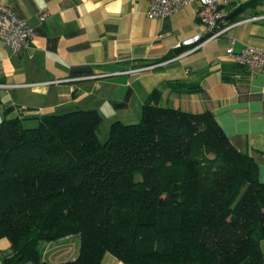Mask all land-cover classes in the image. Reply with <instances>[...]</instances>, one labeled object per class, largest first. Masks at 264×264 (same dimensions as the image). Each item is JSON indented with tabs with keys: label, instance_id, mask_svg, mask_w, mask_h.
Returning a JSON list of instances; mask_svg holds the SVG:
<instances>
[{
	"label": "trees",
	"instance_id": "1",
	"mask_svg": "<svg viewBox=\"0 0 264 264\" xmlns=\"http://www.w3.org/2000/svg\"><path fill=\"white\" fill-rule=\"evenodd\" d=\"M222 67L227 79L243 66ZM160 94L146 96L138 121L111 122L104 141L96 109L41 114L31 127L0 121V238L10 243L1 264H99L106 251L125 264H264L256 161L212 111L161 105ZM68 235L79 236L76 257L43 258V242Z\"/></svg>",
	"mask_w": 264,
	"mask_h": 264
},
{
	"label": "crops",
	"instance_id": "2",
	"mask_svg": "<svg viewBox=\"0 0 264 264\" xmlns=\"http://www.w3.org/2000/svg\"><path fill=\"white\" fill-rule=\"evenodd\" d=\"M246 1L224 6L232 24L225 34L176 47L204 29L196 1L153 17L149 0H0L33 30L30 46L20 53L0 40V82L6 84L0 88V121L21 116L36 124L41 114L96 109L109 128L114 120L138 121L144 99L159 88L161 105L212 111L231 144L256 161L264 182V73L237 67L225 69L227 79L222 74V65L232 63L225 55L228 37L237 51L264 47V19H249L264 13V0L237 8ZM43 8L50 13L40 21ZM176 78L201 89L176 92L165 85ZM9 245L0 238V252ZM78 249L75 235L42 243L43 258L51 262L73 259ZM99 264L125 263L106 251Z\"/></svg>",
	"mask_w": 264,
	"mask_h": 264
},
{
	"label": "built area",
	"instance_id": "3",
	"mask_svg": "<svg viewBox=\"0 0 264 264\" xmlns=\"http://www.w3.org/2000/svg\"><path fill=\"white\" fill-rule=\"evenodd\" d=\"M196 1L198 7L196 15L204 29L191 37L185 38L175 45H191L216 38L225 34L232 24L226 23L224 6L228 0H149L147 14L153 17H163L177 12L184 5ZM43 8L39 13V20L43 21L49 14ZM250 20L264 19V13L252 16ZM33 38V30L26 21L17 16L6 3L0 2V40L5 42L12 52L20 53L27 49ZM234 38L228 37L226 57L234 63L242 65L248 73L260 71L264 73V47L244 45L240 50L233 47ZM6 84L0 82V88ZM264 90V83H262Z\"/></svg>",
	"mask_w": 264,
	"mask_h": 264
},
{
	"label": "rangeland",
	"instance_id": "4",
	"mask_svg": "<svg viewBox=\"0 0 264 264\" xmlns=\"http://www.w3.org/2000/svg\"><path fill=\"white\" fill-rule=\"evenodd\" d=\"M105 122H106V120H103V122L100 124L99 130H98V136H99V139L101 141H104L106 139L107 135H108V126H107V124ZM34 125H36V124H34V123H32V124L24 123V126H28V127H31V126H34ZM68 236H70V235H68ZM75 236L79 237L78 235H75ZM63 238H65V237H63ZM63 238H60V239H63ZM60 239H58V240H60ZM58 240H55V241L57 242ZM51 242H53V241H51ZM41 247H42V244H41ZM262 251H264V246H262Z\"/></svg>",
	"mask_w": 264,
	"mask_h": 264
}]
</instances>
